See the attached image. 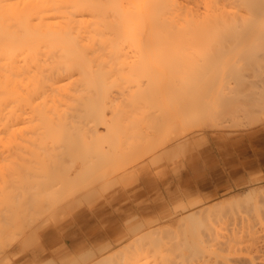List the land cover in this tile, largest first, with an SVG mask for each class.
<instances>
[{"label":"bare ground","instance_id":"obj_1","mask_svg":"<svg viewBox=\"0 0 264 264\" xmlns=\"http://www.w3.org/2000/svg\"><path fill=\"white\" fill-rule=\"evenodd\" d=\"M253 27L256 28L252 30ZM250 37H254L256 41L259 40L255 46L264 43V41L262 43L264 0H0V237L8 233L4 238L15 239L17 233L13 232L16 236L12 237L10 227H16L18 216L21 215L22 219L26 217H29L27 218L29 220L33 219L38 210L41 213L40 209L43 207L47 206L49 209L48 205L45 206L47 202L51 200L54 202L56 199L61 201L64 194L73 189L77 191L81 187L85 188L88 192L87 195L83 192V195L88 198V194L94 195L95 191L101 193L102 188L100 187L99 190L98 187L103 186L105 181V186L107 183H109L108 186H113L117 177L124 173L128 157L130 159L136 157L135 160H137L138 152L142 150L149 152V149L154 147L155 138L160 137L157 133H160L165 126L163 120L169 115L170 105L174 101L177 104L178 101L181 103L178 104V108L188 104L186 107L179 108L180 111L185 110L183 108H189L190 104L193 106L194 103L192 109L186 110L189 114L185 116L182 111L181 114L191 124H194L191 122L192 119L198 121V118L204 116L206 106L197 108L196 105L205 103L204 100L200 103L199 101L208 95V91L217 81L212 82L211 77L214 75L213 79L217 78L215 70L219 69L220 58L224 57V53L230 52L229 49V52H225L228 46L225 48L223 46L229 42L228 45L235 42L238 46V43ZM213 44L221 45L224 50L223 55L222 50L218 51L221 56L216 52L220 56V61L217 59L218 56H213L215 55ZM253 45L248 46V48L251 47L248 50L252 52L256 50V53H248L245 60L240 57L244 60L241 62L243 68L239 65H237L239 68L234 66L236 62L238 63L240 54L243 56L242 52L246 51V54L250 52L247 50L238 53L237 60H234L236 62L233 61L234 64H230L226 68L227 71L223 70L225 74L232 77L228 78L227 83L226 79L222 83L224 85L226 83V86L228 84L229 87L225 86L227 89L224 87L227 91L221 84L222 88L219 90L222 89V91L217 93L218 98L214 97L218 100L216 107L221 101L226 107H222L223 104L219 106L221 109L214 114L215 119L222 118L224 112L229 114L228 110L231 109L230 117L234 113L232 110L235 114H240V118L242 115L243 118L246 112L245 119L250 122L251 112L254 117L256 112L258 115L261 113L260 109L264 111V76L260 73H264V62H262L264 61V44L263 48L259 45L258 50L256 47L252 49ZM209 51L212 56L209 55ZM193 56H196V59ZM197 56H200L199 58L203 61L208 60L209 67L206 66L207 64L204 66L200 64L201 60ZM205 56H209L208 59ZM210 57L214 61L213 63L211 60L212 67ZM191 59L200 61L188 64L190 61L186 60ZM167 60L176 61L175 67L172 68L171 64L168 66ZM162 61L164 64L167 62L168 68L171 67L170 72L168 68L166 69V64H160L163 63ZM246 61L249 62L250 71L244 67ZM201 67L205 69L202 70ZM253 71L255 77L251 76ZM164 72L168 74H166L167 87L170 75L176 79L174 83L169 84L173 83V86L171 85L173 91L172 87L166 89L163 86L164 83L158 84V80L164 82ZM221 72L222 69H219L216 74L219 75ZM249 75L251 80L247 77ZM232 78L236 81L233 82ZM255 78L257 80H254ZM230 80L233 83L236 82V86H233ZM210 81L212 86H209ZM249 82L252 85L245 90ZM111 88L115 93H112ZM109 89L113 94L111 96H109L111 94ZM202 91L205 93L202 94ZM194 107L197 109L195 110ZM194 110L198 111L194 112ZM236 110L244 111L242 114L237 113ZM229 115L224 113L222 121ZM237 116H235L236 119L239 117ZM188 117L189 119H186ZM240 118L237 124L240 123ZM233 124L237 125L235 122ZM234 125L231 123V126ZM170 129L172 130L171 127ZM151 130L155 135H151ZM119 134L121 137L118 136ZM150 140L153 143L152 141L148 143ZM148 144L151 147L147 149L150 146ZM153 154L152 152L151 155ZM158 158L160 161L159 156ZM143 160H140L142 162L140 164L145 162ZM151 161L152 165L158 162L157 158ZM151 161L148 160L149 163ZM126 170L127 168L125 172ZM254 192L256 191L247 192L242 198L236 200L225 199L226 201L223 200L210 208L190 212L176 220L172 227L164 230L165 233L156 229L143 233L146 230L144 228L153 221L151 218H146L144 222L136 225L134 231L137 232L134 233L139 235H131L135 238L129 246L127 244L124 250L121 249L120 252H114V255H106L98 259L96 264H118L119 262L121 264V260L126 256L125 264H184V262L187 264V261L190 264V259L193 261L197 255L195 257L197 260L202 258V262L207 261H203V256L205 258L207 253V255L211 253L209 256L212 255L218 264L226 260L224 252H228L230 247L224 241L225 238H221L222 245L226 244V249L223 247L211 251L208 249V241L219 228H215V223H220V218H213L229 214L238 208L241 210L240 207L244 203L252 204L255 211L260 210L264 201L261 202L264 192H260V195L259 192L257 193L259 195L256 197L257 200L260 198L258 204L255 202ZM198 203H200L198 200H191L190 203L178 202L174 209L184 211ZM245 205L244 208L248 207ZM61 206L64 207L65 204ZM252 206L249 205V207ZM29 211L31 213L33 211V215ZM166 214L168 213H165V216H168ZM240 221L243 222L244 219ZM15 227H13L14 230ZM141 232L143 234H140ZM220 235L216 234L219 240H221ZM222 237H224L223 234ZM230 239L232 241V238ZM219 240L217 244H220ZM226 241H229V238ZM215 243L214 241L210 247L215 246ZM163 246H165L163 249L165 254H160L159 257L157 254L159 251L162 253ZM175 246L179 253L175 254L176 256L169 255ZM101 247H98V250L80 254L79 258L74 259L70 264H86V259L92 258L95 252L99 254L98 252L104 249L103 246ZM260 247L259 250H261ZM143 251L145 256L142 255ZM154 251L157 252L156 255ZM148 252L155 255V263L147 261L154 258L153 255L149 258ZM126 253L130 255L125 256ZM255 253L257 248L253 254ZM141 255L144 258H141ZM257 257L259 259L256 255ZM127 259L130 261H126ZM87 262L89 263L90 260ZM234 262L237 263V261ZM245 262L248 263L246 260ZM46 264H58V261ZM208 264H211L210 261Z\"/></svg>","mask_w":264,"mask_h":264},{"label":"rangeland","instance_id":"obj_2","mask_svg":"<svg viewBox=\"0 0 264 264\" xmlns=\"http://www.w3.org/2000/svg\"><path fill=\"white\" fill-rule=\"evenodd\" d=\"M258 27H259V25H258ZM255 28L256 27H253L252 30H254ZM250 31H251V29H250ZM253 39L255 41H253ZM257 41L254 37H250V38H246L244 41H241L240 43H238V46L235 42L231 43L230 45H228L230 42L228 44L226 43L227 45L225 44L223 47L225 48L228 46V48L225 49V52L226 51L229 52L228 49L230 50V52L228 54L224 53V50H222L221 45L216 46L217 44H215V45L213 44L212 47L215 46L214 47L215 49L213 50V51H215V55H213V56H218L217 59L219 60L221 53L223 52L224 57L221 56V58H220L221 61L219 60L222 64L216 63L218 60L217 59H216L217 61L215 60L216 61L215 63L219 64L218 68L222 69V72L219 75H217L216 73H217V70H219V69L215 70L216 73L213 71V73H215L217 78L215 77L216 79L214 80L213 79L214 75H212L213 76V77H211L212 82L215 83V81L216 80L217 81L213 86L211 84L212 82L211 81L209 82L211 84V85L209 84V86H212V87H211V89L209 87L210 91L207 90L208 95L206 97L203 96L204 98H202V100L199 101V103H200L201 101L204 100L205 103L201 102V104H199L198 106L196 105L197 108H199V107L201 108L202 106H206L205 107L206 109L204 110L205 113H203L204 116L202 115L203 117L198 118V121L192 119L191 122L194 124H191L189 122V120H185L184 118H185L186 114H189L188 113L189 111H186V110L190 109V108L192 109L194 106V103H193V106H191V104H190L191 107L189 106V108H187V109L183 108V109H185L183 111H185L186 113H184L181 110L182 113L185 115L184 116L183 114H181V111L179 110V108H181L183 105L178 108V104L180 105L181 103L178 101V104H177L174 101V103H172L170 105L169 115L167 117H165V120H163L165 122L164 123L165 126H163V124H162L163 128H162L161 132L163 131V133L161 134L160 130L158 131L160 133L156 132L157 134H160L159 138H157V139L155 138L156 143H154V145H153L156 149L154 147H151L150 144H148L150 146H148L147 149L149 147H151L149 149V152H148V150H145V151L142 150V152H144V153H142L141 151H140V153L138 152V155H139L138 156L139 158H137L138 162H137V160H135L136 157H132L131 159L128 157V159L126 161L128 163H126V165H125V169L127 168L126 172L124 169V173H121L117 177V179L115 180L116 183H114V185L111 187H110V185L108 186L109 183H107V185H106L107 187L105 186L106 181L104 182V185L102 184L103 186L98 185L99 190H100V187L102 188L101 193L99 191H98V193L95 191L94 195L90 196V194H88L89 196L87 198V196H85V195H87L88 191L85 188L81 187L80 190H77V191H75V189H73L74 191L72 190L70 192H67V194L65 193L63 199H60L61 201L56 199L53 202L51 200V201H49V203L52 202L50 205L47 202L45 204V206L48 205L49 209H47V206H46V208L45 207L42 208L44 210L40 209L41 213L38 210V213H36L35 216H33V219L29 220V219H27L29 217H26L27 221H25L26 220L25 218L24 219L20 218L21 215L18 216L16 219L17 229L15 226L10 227V230H11L10 233H12L11 236L14 237L17 235V237L15 239L11 237L13 240L12 241L10 238H7V237L4 238L5 236H7L8 233L5 234L4 236L2 235L3 236V238H2L3 243L6 244L7 246L2 245L3 244L2 239H0L1 240L0 246L2 245L0 247L1 248L0 249V262L1 261L2 262L0 264H46L49 262H54V261H57L58 249L59 248L65 249V247L71 241H76V243L71 248H69L65 253L62 254V257L66 258L67 260L64 261L63 263L58 262V264H70L74 261V259H78L80 254L87 252V251H90V250H95V249L98 250L99 249L98 246L101 247L100 245L105 244V245H103L104 249L98 252L99 254H97V252L94 253L95 255L97 254L96 257H95V255H93L92 258L85 260L86 264H90V263L96 264V262L99 261L98 259L106 257V255L107 256H111V254L114 255L115 254L114 252H118V251L120 252L121 249L124 250L127 246H129V244L134 241L133 239L135 238V236L139 235V233L137 235L134 233V232H137V231H134L135 227H137L136 225H138V223H140V222L141 223L144 222V219H146V218L147 219L152 218L153 221H152V223H150L149 225H147L144 228L146 230H144L143 233L148 232L149 230H152V229L153 230L156 229L159 232H161V230H162L163 233H165L164 230L166 231V229H168L169 227H172L171 225L176 220H178L179 218H182L183 216H185L186 214H188L190 212H193L195 210H202L205 208H210L217 203L223 202V200L224 201H226L227 199L228 200H232V199L236 200L237 198L238 199L242 198L244 196V194H246L247 192H250V191H256V192H254V197H255L256 204H258L257 202L259 201L260 198H258V200H257V198H256L258 195L257 193L259 192V195H260V192L261 193L264 192L263 191L264 190V162H261V160H259L260 155H262L264 153V136L257 137V136H253V135L247 136L244 134L252 132V131L257 130V129L264 126V124H263L264 123V111L263 110L261 111V109H260L261 113H259V115H258V112H256L258 109H256L255 112L257 114L255 113L256 116L254 115V117H253V112H251L252 115H250V117H249L250 122H248V120L245 119L246 112H245V116L242 118V116H243L242 115L240 118V116H239L240 114L239 115L235 114V111L232 110V113L233 112L234 113L232 114L233 116L230 117L229 114L231 113L230 112L231 109L228 110L229 114H227V112H224L225 115H229V116H227L228 118L224 117L223 121H222V118L224 116L223 112H222L223 116H222V114L220 115V117L222 116V118H219V117L216 119L214 118V114L216 113V111L221 109L219 106L223 104L222 107L223 106L225 107V105H224V103H222V101H221V103L218 104L219 106L216 107L218 100H215V98L217 97V93L222 91V89L219 90V88H222L221 87L222 85L224 88L226 86L227 80L231 79L229 77H232V76L227 75V73L225 74L224 71H227L226 68L230 64H232L234 60H237L236 58H238L237 57L238 53L245 51V50L250 51V52H247V54H246V51L244 52L246 56L242 52L243 56H241V54H240V56L238 58L239 59L238 63L236 61H234V62H236L235 66L233 65L234 67L239 68V66L240 67L242 66L241 62H243L246 59L248 53L250 54L252 52L251 50H248L249 48H251V47L248 48V46L254 44L252 49H254V47H256L257 50L259 48V45H261L263 48V44H264L263 41L264 40L262 39L263 44L260 43L259 45L257 44L255 46L256 43H259L258 39H257ZM251 42L253 44H251ZM233 44L234 45L236 44L235 45L236 47ZM217 48H219V49L217 50ZM232 48H234V49L231 52ZM260 49H261V47H260ZM219 50H222L221 53L220 52L218 53ZM254 52L256 53V50H254ZM254 52H252V53H254ZM223 53H222V55H223ZM207 54H208V52H207ZM209 55L212 56V53L210 51H209ZM193 57H195L194 59H196V56H193ZM205 57H203V58H205ZM208 57L209 56H207L206 58L208 59ZM240 57H242V59H244V60H241ZM171 58H173V56ZM182 58H184V57H182ZM211 58L212 57H210L209 60H210L211 67H212L213 64H212L211 60L213 61V58L212 59ZM199 59L201 61L200 60H192V59L186 60V61L187 62L190 61L188 64H190L192 62L197 63L200 61L199 62L200 64H202L203 66H204V64L205 65L207 64L206 66L209 67L210 64L208 65V63H209L208 60L204 59V61H203V59H201V58H199ZM250 59L251 58H249V60ZM261 59H263V58H261ZM162 62L163 63H160V64H164V61H162ZM167 62H168V66H170V64H171V67L173 65L172 68L175 67L174 65L176 64L175 63L176 61H171V60L168 61L167 60ZM167 62L165 63L166 65L164 64L166 66V69L168 68ZM246 62L247 63L244 62V65L246 64L244 67H246L247 70H249L248 69V66H249L248 63L249 62L248 61H246ZM251 62L253 63V61H251ZM262 62H264V61H262ZM213 63H214V61H213ZM177 64H179V63H177ZM191 65H193V64H191ZM191 65H189V66H191ZM202 65H200V66H202ZM237 65H239V66H237ZM171 67H169V68H171ZM169 68H168V71H169ZM185 68H186V66H185ZM201 68H202V70L205 69L204 67H201ZM242 68H243V66H242ZM246 68H244V69H246ZM263 70H264V68H263ZM164 71H167V70H164ZM249 73H247V74H249ZM260 73L262 74L261 76H264L263 75L264 73H262V72H260ZM164 74H165L164 82L162 80H158V84L161 85V83L162 84L164 83L163 86L166 89L168 87L171 88L173 86L175 78H172L173 76L170 75V78H172V81H170V78H169L168 87H167L166 82H167L168 76H166V74H167L166 72H164ZM173 75H174V73H173ZM250 75L247 76L249 79L251 76L255 77L254 71H253V75H251V76ZM177 76L179 77L180 75H177ZM226 76H228V77L226 78ZM154 77H153V80H155ZM193 78H195V77H193ZM248 78H246V79L249 81ZM256 78L254 80L258 79V78L257 79ZM177 79H179V78H177ZM182 79H184V78H182ZM225 79H226V81H225ZM232 80H233V82L236 81V80H234V78H232ZM224 81L226 82L225 85L222 84V83H224ZM170 82H173V83H171L172 86L169 85ZM229 82L233 83L231 80ZM190 83H192V82H190ZM235 83H233V86L234 85L236 86ZM207 84H205V85H207ZM251 85L252 84L249 82L245 86V90H247ZM227 86H228V84H227ZM202 87L204 88V85ZM206 87H208V86H206ZM225 88H224V90L227 91L226 90L227 88L226 89ZM114 89L117 90V88H114ZM171 90L173 91V87L171 88ZM242 90H244V88H242ZM109 91H110L109 93H111L110 89H109ZM198 91H199V89H198ZM239 91H241L240 87H239ZM203 92L205 93V91H202V94H204ZM112 93H115L114 90L112 91ZM112 93L109 94V96L113 95ZM197 94L199 95V93H197ZM197 94H196V96H197ZM202 94H200V95H202ZM168 95H170V94H168ZM192 97H195V96H192ZM187 98H188V95H187ZM182 99H181V101H182ZM197 102H198V100H197ZM205 104H207V105H205ZM186 106H188V104H186L183 107H186ZM197 108L194 107L195 110ZM176 109H177V111H175ZM195 110H194V112L198 111V110L197 111H195ZM236 111H237V113H242L244 110H242V112H238V110H236ZM249 112H250V110H249ZM219 113H221V112H219ZM248 113H247V115L251 114V113H249V114ZM172 114H173V116H172ZM200 114H202V113H200ZM182 115H183V117H182ZM235 116H237L238 118L241 119L239 124H237L238 118L236 119ZM255 117H257V118H255ZM201 118H202V121H201ZM186 119H189V117ZM195 119H196V117H195ZM227 119H229V121H227ZM231 119L233 121H231ZM242 119H244V121L247 120L246 123L244 121H243L244 122L243 123ZM196 121H197V125H195ZM170 122H172L173 125ZM218 122L219 123L221 122L220 123L221 125ZM223 122L225 124H223ZM234 122L237 125H234L233 124ZM238 122H239V120H238ZM241 122H242V124H241ZM228 123H230V125ZM231 123L234 126H231ZM247 123H248V125H247ZM130 125H128V126L130 127ZM244 125H245V127H244ZM160 126H158V127H160ZM167 126H168V128H167ZM158 127H156V128L160 129ZM170 127L172 128V130L170 129ZM102 128H100V129H102ZM201 130H204V131H201ZM151 132H152V134H151L152 136L155 135V134H153L152 130H151ZM154 133H155V129H154ZM182 133H184V134L186 133V134L182 135ZM157 134H156V137H158ZM118 136L121 137V134H119ZM177 137L180 139H178ZM155 140L153 139V141H155ZM151 141L152 140H150L148 143H150ZM153 141L151 143H153ZM175 141H177V143ZM172 142L173 143L175 142V143L170 144ZM167 143L169 144V146H167L168 145ZM175 144H177V146H175ZM156 146L159 147L160 150ZM163 146H165V147L163 148ZM161 147L163 149H161ZM204 148L210 149L211 151L208 152L207 154H200L199 151L201 149H204ZM155 151H156V153H155ZM152 152L154 153L153 155L156 156L155 158H157V160L159 162L158 163L155 161L157 164L153 162L154 165H152V161H151V160L155 159L154 156L151 155ZM157 152H159V153H157ZM144 154L146 157L143 156ZM140 156L141 157L143 156V157L141 158ZM151 156H153V157H151ZM158 156L160 157V161H159ZM148 157H151L152 159L148 158ZM144 158H146V159L148 158V159L146 160ZM149 159L151 161L150 163L148 162ZM140 160L141 161L143 160V162L144 161L145 162L143 164H140V163H142ZM129 162H130V164H129ZM135 162L138 164V166ZM192 163L194 165L193 168L192 169L188 168V165L192 164ZM144 177L146 178L145 181H146L147 185H145L139 191H136L134 187H137L138 185H140V183L143 184L142 179ZM40 179H42V177H40ZM183 180L184 181L190 180L191 181L189 183L190 185H185L183 183L184 182ZM117 190L125 191L128 193V195H126L120 199H117V200L111 198L110 196L112 195V193L114 191H117ZM83 192L85 193V195H83L84 194ZM95 194H97V195L100 194V195H99V197H96L97 195H95ZM262 195L264 196V193ZM209 196H211L210 197L211 199H207V197H209ZM263 196L261 198L262 199L261 202L264 200ZM79 197L83 198L84 200L83 199L81 200V198H79ZM93 198H95L96 200ZM190 200H202V201L200 203L196 204L195 206H189V208H187L188 210L185 209L184 211L183 210L181 211V209H178V210L174 209L175 205L178 202H180V201L188 202ZM261 202H259V204H261ZM53 203H55V204H53ZM72 203H74V204H72ZM64 204H65L64 207L61 206ZM242 205L243 204L241 203V206ZM244 205H245V203H244ZM249 205L252 206V204H248V205H245L248 207H245V208L243 206L240 207L242 211L238 208L239 211L234 210V211L230 212L229 214L227 213V214H223V215L214 216L213 219L220 218V220H219L220 223H218V222L215 223V228L216 229L218 227L219 228L217 229L218 231L216 230V233H214L213 237L210 239V240H212V242H210V240H209L208 246L207 245L206 246L208 247V249L210 251L213 249H218L219 247L220 248L223 247L226 249V244H228L230 247L228 252L227 251L224 252V255L226 256V260L221 261L218 264H221V263L222 264H249V263L250 264H259V262L261 264H264V261H263L264 258H262V257H264V255L261 256L262 254H264V250H262V248H264L263 247L264 246V241H263L264 240V201H263L262 205L260 206V210L257 209L255 211L253 209V206L249 207ZM57 208H58V210H55ZM38 209H39V207H38ZM167 210H170L169 212H172V213L168 212V214H166L168 216H165L163 213ZM33 211L35 212V210H33ZM33 211H32V213H34ZM32 213L30 212L31 215H33ZM134 213H137V214H135L136 216L134 215ZM37 214H41V215H37ZM81 214L86 215L88 218L81 220V218H80ZM90 215L91 216L95 215V216L90 217ZM21 219H22V221H21ZM222 219H223V221H222ZM243 219H244V221L245 220L246 221L244 222ZM240 220H242L243 222H241ZM238 222H240V223H238ZM246 222L249 223L250 225L247 224ZM38 223H39V225H37ZM235 223L237 225H235ZM242 223L243 224L245 223V224L241 225ZM35 225H37L36 228H35ZM167 225H169V226H167ZM247 225H249V226L247 227ZM13 227H15V230L13 229ZM251 228H252V230H250ZM125 229H126V231H125ZM13 232H16L17 234L15 233L16 235H14ZM127 233L129 235L128 237H127ZM143 233L141 232L140 234H143ZM216 234L220 235V239L225 238L224 241L227 242L225 244V246L222 245V239L219 240L218 239L219 236L216 237ZM222 234L224 235V237H222ZM225 234H226V236H225ZM227 234H229V235H227ZM232 234H234V235L232 236ZM131 235H135V236H131ZM8 236L10 237V235H8ZM163 237H164V235H163ZM233 237H234V239H233ZM228 238H229V241H226V239H228ZM230 238H232V241H230L231 240ZM8 239H10L9 244H7ZM216 239L221 241L220 244H217L218 240H216ZM253 239H254V241H253ZM24 241H26V242H24ZM214 241L216 242L215 243L216 245L213 246L214 248L210 247L213 245ZM255 244H257V245L261 244L260 246H262V247H260L259 245L257 246ZM106 245H108V246H106ZM22 246H23V248H22ZM165 246H163L161 249L162 253L159 251L160 249L158 250L159 251L158 254L155 251L153 253L154 254L156 253L157 256L160 257V254H165V250H163V249H165ZM109 247H111V248H109ZM231 247H232V249H231ZM255 247L257 248L258 254L257 253L253 254V252H256ZM259 247L261 250H259ZM175 248H173L174 250L172 251V253H170V254L167 253V255L168 254L169 255L174 254V256H176L177 253H179V251L177 250L176 246H175ZM14 249H15V251H13ZM41 249L47 250L45 255L35 256L36 253L32 254L33 251H36V250L38 251ZM230 250H232L233 252L231 251L232 252L231 253ZM249 250H250V253H249ZM14 252H16L15 255H14ZM131 252H133V251H131ZM27 253H29V254H27ZM127 254H129V253H126L125 256ZM154 254H150V252H148L147 255H149L148 256L149 258H150V255L154 256V258L152 257V258H150V260L147 259V256H146V259L148 262L153 261V263H155L154 259H156L155 258L156 254L155 255ZM207 254H205V258L203 256V261L204 260H207V261L202 262V258H199L200 260L199 259L197 260L195 258L198 256L197 255L194 257L197 261L194 260V258H193V261L190 259V264H208V261H210L211 264H217L216 261L214 260V258L212 257V255L209 256L211 253L209 255H207ZM142 255H144V256L146 255V254H144V251H143ZM142 255H141V258H144V256H142ZM256 255L259 256L260 260L258 259V257L256 258ZM254 256L257 260L255 258H253ZM126 257H123L124 260L123 259L121 260V262H122L121 264H125V258ZM206 258H208V259H206ZM227 258L228 259L230 258L229 260H231L232 262L229 261ZM239 258L241 259L240 262H239V260H240ZM244 259L246 261H248V263L245 262ZM89 260H90V262L88 263L87 261H89ZM141 260L145 261V259H141ZM233 260L237 261V263H235ZM85 261L83 263H85ZM126 261L129 262L130 259H127ZM128 262H126V263H128ZM139 262L141 263V261H139ZM187 262H188L187 264H189V261H187ZM115 263H117V262H115ZM137 264H139V263H137ZM142 264H144V263H142ZM184 264H185V262H184Z\"/></svg>","mask_w":264,"mask_h":264},{"label":"crops","instance_id":"obj_3","mask_svg":"<svg viewBox=\"0 0 264 264\" xmlns=\"http://www.w3.org/2000/svg\"><path fill=\"white\" fill-rule=\"evenodd\" d=\"M264 124V123H263ZM244 135H247V136H251V135H253V136H257V137H260V136H264V126L263 127H261V128H259V129H257V130H254V131H252V132H249V133H245ZM211 150L210 149H207V148H204V149H201L200 151H199V153L200 154H207L208 152H210ZM264 154V153H263ZM260 155V158H259V160H261V162H264V155ZM193 163L192 164H189L188 165V168H190V169H192L193 168ZM145 177L142 179V181H143V184L142 183H140V185H138L137 187H134L135 188V190L136 191H139L141 188H143L145 185H147V183H146V181H145ZM186 180V179H185ZM184 181V180H183ZM191 181L190 180H187V181H184L183 183L185 184V185H190L189 183H190ZM182 183V184H183ZM132 192V191H131ZM130 192V193H131ZM126 195H128V193L127 192H125V191H122V190H117L116 192H114V193H112V195L110 196L111 198H113V199H120V198H122V197H124V196H126ZM211 196H209V197H207V199H211L210 198ZM191 201V200H190ZM190 201H188L189 203H190ZM193 201V200H192ZM194 201H197V200H194ZM198 201H202V200H198ZM180 202H183V201H180ZM184 203V202H183ZM186 203V202H185ZM170 210H167V211H165L164 212V215H165V213H168ZM132 214V213H131ZM135 214H137V213H134V215ZM95 215H90V217H94ZM136 216V215H135ZM80 218H81V220H83V219H85V218H88L86 215H83V214H81L80 215ZM150 219V218H149ZM152 219V218H151ZM76 243V241H71L66 247H65V249H62V248H59L58 249V251H57V261L58 262H61V263H63L64 261H66L67 259L66 258H63L62 257V254L63 253H65L69 248H71L74 244ZM103 245H105V244H103ZM103 245H100V246H103ZM99 247V246H98ZM46 252H47V250L46 249H41V250H36V251H33L32 252V254H35L36 253V255L35 256H43V255H45L46 254ZM27 254H29V253H27ZM31 254V255H32ZM33 256V255H32ZM33 258V257H32ZM61 260V261H60ZM54 262H56V261H54Z\"/></svg>","mask_w":264,"mask_h":264}]
</instances>
